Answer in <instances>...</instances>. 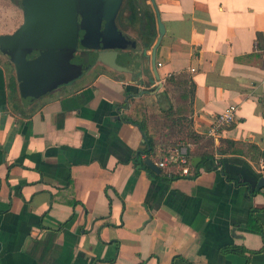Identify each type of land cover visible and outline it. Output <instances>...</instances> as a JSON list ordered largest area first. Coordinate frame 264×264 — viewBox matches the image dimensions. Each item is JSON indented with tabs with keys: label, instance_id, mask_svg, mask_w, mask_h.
<instances>
[{
	"label": "crops",
	"instance_id": "crops-1",
	"mask_svg": "<svg viewBox=\"0 0 264 264\" xmlns=\"http://www.w3.org/2000/svg\"><path fill=\"white\" fill-rule=\"evenodd\" d=\"M22 22L21 0H0V36ZM114 22L129 58L31 102L0 54V264H264V0H122ZM179 76L187 99L168 84ZM229 106L236 122L208 136ZM185 132L191 163L210 154L193 177L138 165Z\"/></svg>",
	"mask_w": 264,
	"mask_h": 264
},
{
	"label": "water",
	"instance_id": "water-1",
	"mask_svg": "<svg viewBox=\"0 0 264 264\" xmlns=\"http://www.w3.org/2000/svg\"><path fill=\"white\" fill-rule=\"evenodd\" d=\"M122 0H21L23 22L10 35L0 36V54L12 63L18 82V93L24 102H31L62 83L80 76L91 64H111L112 58H129L125 52L132 45L115 26V17ZM159 37L164 34L157 18ZM80 44L86 49H77ZM93 38L96 44L88 43ZM106 40V41H105ZM86 44V45H85ZM200 158L192 161L194 167ZM144 164L154 174L160 169L150 160ZM264 185L261 178L257 187Z\"/></svg>",
	"mask_w": 264,
	"mask_h": 264
},
{
	"label": "built area",
	"instance_id": "built-area-1",
	"mask_svg": "<svg viewBox=\"0 0 264 264\" xmlns=\"http://www.w3.org/2000/svg\"><path fill=\"white\" fill-rule=\"evenodd\" d=\"M236 119L237 107L229 106L224 112L214 118L207 135L212 138H219L221 132L234 124ZM194 150L195 144L193 142H183L168 149L166 153L157 157V160L153 163L160 169L161 174L167 178H190L194 176V169L191 163ZM216 163L218 162L215 161Z\"/></svg>",
	"mask_w": 264,
	"mask_h": 264
},
{
	"label": "trees",
	"instance_id": "trees-1",
	"mask_svg": "<svg viewBox=\"0 0 264 264\" xmlns=\"http://www.w3.org/2000/svg\"><path fill=\"white\" fill-rule=\"evenodd\" d=\"M168 84L173 86V87H175V89L177 90L180 98L184 97V99H187L193 93V85L189 82V80L187 79L186 76H179L177 78H169ZM139 126H140L141 131L145 134V137L147 139V144H148V147H149V149L145 150L144 153L145 154H149V153L151 154V152L154 151L153 142H152L151 138L147 135L146 126L144 124H142V123H140ZM191 139L192 140H197L196 137H192ZM226 144H227L228 148L232 149L233 153L242 154V151L239 149V147H237L238 144H236V143H234L232 141H226ZM245 148L248 150V152H253V151L255 152L257 150V148L255 146H253V145H246ZM259 154L260 155H264L263 153H258V155ZM209 155H210L209 153L199 154L200 158L202 159L201 162L210 159ZM138 165L140 167L144 168L149 174L153 175L154 177H160L164 181H170L172 179H176V178H167L163 174H161L160 176L154 174L151 170H149V168L144 164V162H140V163H138ZM199 165L197 167H199ZM252 216H253V212L250 211V217H251L250 219H251V221L255 220ZM256 229H258V231H260V232L262 231V228L260 226H257ZM244 252H245L244 249H242L240 247H237V246H229V247H225V248L221 249V253H224V254L229 253V254H235V255H239V256L243 255Z\"/></svg>",
	"mask_w": 264,
	"mask_h": 264
},
{
	"label": "rangeland",
	"instance_id": "rangeland-1",
	"mask_svg": "<svg viewBox=\"0 0 264 264\" xmlns=\"http://www.w3.org/2000/svg\"><path fill=\"white\" fill-rule=\"evenodd\" d=\"M170 95H171L172 98H174V96L176 95V91H175V89H171V91H170ZM135 107H136V108H139L137 105H135ZM140 108H141V107H140ZM142 110H145V105H144V107H142ZM150 116H151V118H153V117H154L153 113H151ZM188 139H189V138H186V132H185V133L183 134L182 139H180L179 142H184V141H186V140H188Z\"/></svg>",
	"mask_w": 264,
	"mask_h": 264
},
{
	"label": "flooded vegetation",
	"instance_id": "flooded-vegetation-1",
	"mask_svg": "<svg viewBox=\"0 0 264 264\" xmlns=\"http://www.w3.org/2000/svg\"><path fill=\"white\" fill-rule=\"evenodd\" d=\"M84 34V32L82 30L79 31V40H78V43H77V49L80 50V51H83V50H86L81 44H80V40H81V36ZM106 41V40H105ZM88 43H91V44H96L95 40L93 38H90L89 39V42ZM86 45V44H85Z\"/></svg>",
	"mask_w": 264,
	"mask_h": 264
}]
</instances>
